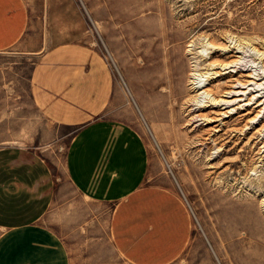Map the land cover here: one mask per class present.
Masks as SVG:
<instances>
[{"label":"rangeland","instance_id":"obj_1","mask_svg":"<svg viewBox=\"0 0 264 264\" xmlns=\"http://www.w3.org/2000/svg\"><path fill=\"white\" fill-rule=\"evenodd\" d=\"M27 2L58 35L91 45L109 66L111 116L147 149L144 188L176 193L191 217L190 243L171 264H264V0ZM9 56L0 55V128L15 118L29 73V63L13 65ZM232 60L242 67L230 76ZM235 78L251 84L231 96ZM199 80L218 89L215 102L191 89ZM72 130L39 149L64 194L75 192L64 167Z\"/></svg>","mask_w":264,"mask_h":264},{"label":"crops","instance_id":"obj_2","mask_svg":"<svg viewBox=\"0 0 264 264\" xmlns=\"http://www.w3.org/2000/svg\"><path fill=\"white\" fill-rule=\"evenodd\" d=\"M59 32L27 0H0V55L29 63L15 118L0 128V264H113L112 253L122 264H171L190 243V214L176 193L144 188L147 149L111 116L109 66ZM63 128L73 129L64 161L73 194L57 190L39 150L56 147Z\"/></svg>","mask_w":264,"mask_h":264},{"label":"bare ground","instance_id":"obj_3","mask_svg":"<svg viewBox=\"0 0 264 264\" xmlns=\"http://www.w3.org/2000/svg\"><path fill=\"white\" fill-rule=\"evenodd\" d=\"M197 65V64H196ZM212 65V64H211ZM210 65V66H211ZM217 65H218V63H217ZM226 65V67L225 68H227L228 69V71H225V73H227L228 75H230V76H233V75H235V74H237L238 72H240V70H238V69H241V67H242V63H240L238 60H232V61H229L228 63H226L225 64ZM224 66V65H223ZM226 69V70H227ZM240 74V73H239ZM195 76V75H194ZM238 76H241V75H238ZM200 81V83L198 84V83H192V86H191V89L193 90V91H198V90H201V89H203V92L204 93H206L205 95H207L208 93H209V95L210 96H213L212 98H211V100H216V99H218V97H216V95L218 96V89H217V91H212V90H209L208 91V89H206V83H203L201 80H199ZM198 81V82H199ZM234 81H235V83L236 84H234V85H232V86H230V87H232L227 93L228 94H231V96L232 95H236L237 93H239L240 92V89H239V87L240 86H243V85H245V84H251L250 83V81H242V80H240L239 78H235L234 79ZM215 90V89H214ZM202 92V93H203ZM202 93H200V94H202ZM200 94H195L194 95V97L192 98V101H194L195 102V104L197 105H200V103H202V101H200L199 99H200V97H201V95ZM203 95V94H202ZM230 96V97H231ZM222 100V99H221ZM226 100V99H225ZM233 101V100H232ZM215 102V101H214ZM224 104H230V103H232L231 101H224L223 102ZM216 104V103H215ZM223 104V105H224Z\"/></svg>","mask_w":264,"mask_h":264}]
</instances>
